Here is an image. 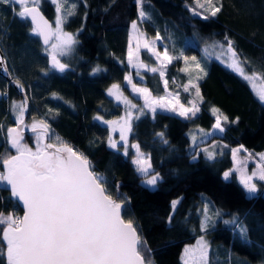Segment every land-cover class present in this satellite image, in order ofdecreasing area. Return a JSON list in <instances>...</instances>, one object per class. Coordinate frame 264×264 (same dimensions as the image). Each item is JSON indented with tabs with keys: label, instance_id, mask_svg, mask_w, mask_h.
Segmentation results:
<instances>
[{
	"label": "trees",
	"instance_id": "16d2710c",
	"mask_svg": "<svg viewBox=\"0 0 264 264\" xmlns=\"http://www.w3.org/2000/svg\"><path fill=\"white\" fill-rule=\"evenodd\" d=\"M221 5L213 17L198 8L195 0H78L76 12L64 24L65 30L76 33L77 41L64 63L68 67L61 72L49 66L39 37L31 35L34 27L29 19L0 3V58L6 66L0 74V89L8 92L7 99L0 100V120L4 119L5 126L13 124L7 113L9 102L20 99L27 104L28 99L31 108L25 124L32 127L40 118L48 125L51 145H61L52 142L53 132L83 153L92 170L105 176V186L114 198L124 201L122 215L133 220L147 242L144 255L152 264H185V248L198 237L209 244L208 264H264V194L249 195L235 176L224 177L233 166L232 147L264 150V103L236 71L219 59L204 58L201 51L205 40L227 45V37L246 61L243 67L264 77V0H220L217 6ZM40 7L53 18L54 2L42 0ZM142 8L148 14L140 22L142 29L151 38L159 36L171 57H178L166 66L167 86L158 72H144V85L154 96L178 92L183 103H194L199 111L190 119L183 117V125L195 135H209L217 115L221 116L223 132L210 135L194 148L174 141L168 126L158 128L145 111L132 122L125 155L123 145H109L108 127L96 119L123 114L122 104L108 89L113 84L127 89L125 77L133 71L127 62L129 32ZM193 9L202 14L194 15ZM193 56H202L205 71L189 84L184 58ZM10 60L16 70L9 66ZM149 60L155 63L153 58ZM213 108L219 109L215 115ZM34 135L28 134L22 141L34 146ZM133 142L149 156V174L160 175L154 188L143 183L145 176L133 163ZM217 142L222 145L217 147ZM203 144L211 145L207 152L198 150ZM7 146L0 136V158L16 153ZM209 152L214 158H209ZM173 201H178L175 209ZM205 204L217 213L214 224L203 229ZM0 212L22 215L5 186L0 187ZM0 264H6L3 256Z\"/></svg>",
	"mask_w": 264,
	"mask_h": 264
},
{
	"label": "snow or ice",
	"instance_id": "6c2138e0",
	"mask_svg": "<svg viewBox=\"0 0 264 264\" xmlns=\"http://www.w3.org/2000/svg\"><path fill=\"white\" fill-rule=\"evenodd\" d=\"M30 2L31 7L28 6ZM0 3L21 6L22 10L17 15L22 19L31 20L35 25L32 31L43 36L45 44L49 43L52 36L56 37V43L52 44L50 55L53 67L63 72L68 66L61 63L57 59V55L65 54L76 43L72 33L62 30L63 18L60 15L57 16L56 29L53 31L51 25L39 11V0H0ZM219 3L220 0H195V5L198 8L204 9L213 17L221 11L222 5L217 6ZM72 7L74 8L75 5ZM60 11V7L57 6V13ZM67 14L72 15L73 13L68 11ZM193 14L201 15L202 13L193 9ZM146 15L141 9L140 18L143 20ZM204 19H208V16H204ZM132 27L134 30L136 29L135 22ZM157 39L160 37L157 36ZM225 40L227 41L226 47L224 44L217 46L222 50V55L229 58L228 67L236 71L246 81L264 79L255 72L251 75L247 74L243 67L246 61L241 59L234 47V42L227 37ZM145 47L149 46L145 44ZM149 50L158 60L163 55L162 68L149 69L152 72L159 71L163 77V68L167 66L164 61L171 63L178 57L169 56L167 48L163 53L156 52L151 48ZM187 59L185 57V60ZM191 59L195 61L196 57H191ZM129 62H131V50L129 51ZM0 64H3L2 58H0ZM145 67L147 66L145 65ZM128 82L131 83L130 77ZM189 84H191V80ZM19 86L22 87V85ZM165 86H167V81H165ZM133 89L145 94V103L149 107H152V103L159 102L149 101L151 94L147 89H136L135 85H133ZM185 90H188L187 86H185ZM196 92L199 95L198 87H196ZM109 94L115 95L118 100L123 99L126 105L131 104V101L120 92L119 85L113 84L109 89ZM258 99L264 103V89L259 92ZM132 106L135 107V105ZM25 107L23 102L14 105V108L19 112L21 123ZM180 108L182 110L178 114L189 119L199 111L195 104L191 108L180 105ZM152 111H155L154 107ZM171 111L176 112V107L173 106ZM212 112L215 115L219 109L213 108ZM96 119L102 118L96 117ZM227 119L226 116L223 117V120ZM104 122L113 123L111 121ZM125 124L127 125L128 122L125 121ZM38 126L43 127L46 135L48 125L41 121L39 125L33 124L32 130L36 131ZM128 127L130 130V125ZM215 127L223 131L219 115L216 117ZM7 131L11 139L10 146L16 150V155H5L0 158L5 169L0 172V182L9 185L12 196L22 201L24 215H5L0 212V242H2L0 256L5 258L6 264H152L151 259L144 255V252L148 251L147 242L139 234L138 226L132 219H125L122 215L124 201L114 198L105 186L104 179L92 171V165L83 153H79L67 145L49 152L47 149L53 145L41 147L37 144L36 150L33 151L26 144L20 143L23 137L19 131L12 128ZM121 139H126L123 129ZM109 144L113 148L117 146L111 138H109ZM133 147L137 149V157L133 163L137 166V171L147 177L152 167L150 159L139 151V145H133ZM205 151L207 152V149ZM239 151L240 149L232 150L234 158ZM125 155H127L126 149ZM258 155L260 160L264 161V153ZM208 156L214 158L211 152L208 153ZM257 168L258 170L251 174L245 170L237 169L240 172V182L250 195L258 191L255 181L264 182V163L258 164ZM230 174V172H225V179ZM159 178L158 174L151 175L145 180V183L155 186ZM177 203L178 201L172 202L173 209ZM225 223H235V221H225ZM240 231L246 233V229L243 227L240 228ZM190 253L193 254L191 256L193 264H208V244L203 237L197 242L195 249H185L186 257ZM185 264H188L187 260Z\"/></svg>",
	"mask_w": 264,
	"mask_h": 264
},
{
	"label": "rangeland",
	"instance_id": "374dc122",
	"mask_svg": "<svg viewBox=\"0 0 264 264\" xmlns=\"http://www.w3.org/2000/svg\"><path fill=\"white\" fill-rule=\"evenodd\" d=\"M41 1L42 0H39V4H38L39 6L41 5ZM50 1L54 2V0H50ZM30 4H31V2L29 3V5ZM54 4H55V14L52 18L54 30L56 29V24H55L56 18L58 15H60L63 18V23L61 25L62 30L64 32H67V33H72L75 41H77L76 33L69 32V31L65 30L64 24L76 12V9L78 6V0H56V2H54ZM7 5H10L12 7L13 11L16 12V14L21 10V6H19V5H16V4H7ZM73 5H75L74 8L72 7ZM57 6H59L61 9L60 13H57ZM142 9L146 13L144 8H142ZM68 11H71L73 14L68 15L67 14ZM140 11H141V9L139 10L138 18L136 20L132 21L131 27H130V32H129V47H128V54H127L128 55L127 56V62L129 63L130 68L133 71L127 73V75L125 77L124 85L127 87V89L125 90L122 86L119 85L120 86V92L123 94L124 97H127V99L131 101V104L126 105L123 102V99L118 100L115 95H111L117 102L122 104V106L124 108L123 114L119 117L105 118V119L101 117L102 119H98L103 124L107 125L108 130H109V138H111V140L116 143V145H117L116 147H118L119 145H123L124 148L127 149L128 144H130V141H129L130 130H129L128 125H130V128H131L132 122L135 120V118H137L138 115L144 113L145 111H148L151 114V116L154 119L156 126L158 128H163L165 126H168L170 135L174 141H176L182 145L189 146L191 148L196 147V144L198 142L206 140L212 134H221L223 131H220L216 127H214L211 130V132L208 133L209 135H206V133H205V135H203V136H198V133H197V135H195L194 132L191 133L190 130H187L183 125V117L184 116H181L178 113H179V111L182 110L180 108V105H183L185 108H191L194 103L192 105H187V104L183 103L179 97L178 92L168 91L165 95L154 96L150 92L148 87L144 85V83H143L145 81L144 72H152L149 70L150 68H157V69L162 68L161 61L164 60L163 55H161L160 60H158L156 58V56L153 55L152 51H150L149 49L151 48V49H154L156 52L163 53L165 48H167V47L165 45L161 44V41L159 39H157V37L151 38L145 33V31L142 29V26L140 24V22L142 21V19L140 18ZM147 16H148V14L146 15V17L144 19H146ZM134 22L137 25L135 30L132 27ZM31 35H37V34H35L33 31H31ZM54 43H56V37L55 36H54V39H53V41L49 47H43V54L46 56L47 59L50 56V53L52 51L51 46ZM75 44H73L71 46V50L67 51L65 54H58L57 58L61 62L66 63L71 52H72V50H73V48H74V46H75ZM145 44H147L149 47L146 48ZM219 44H223V43L218 41V40H214V39L213 40H205V42L202 43V50H201L202 55L204 58H207V57L212 58L213 57V58L218 59L217 57H220L219 60L228 65V63L230 62L229 58L227 56L222 55V50L217 46ZM224 45L226 47V44H224ZM130 50H131V62H129V51ZM168 55L171 56L169 52H168ZM7 57H8V55H7ZM150 57L153 58V60L155 62L154 64H151V60H149ZM187 58H188L187 60H185V58H184V68L188 72V74L190 75L189 81L191 80V83H194L197 80V78L200 77L205 71L203 58H202V56L196 57L195 61H193L191 59V57H187ZM8 59H9V57H8ZM9 63H10L9 66L11 68H13L14 70H16L15 64H13V62H11V60L9 61ZM164 64L167 65L169 63H167V61H164ZM197 64L199 65L198 67H197ZM145 65L147 67H145ZM244 70L247 74H249V75L252 74V73L248 72L245 68H244ZM163 71H164L163 79L165 81L166 67L163 68ZM157 72L159 73V71H157ZM16 74L18 75L19 73L16 72ZM129 77L131 78V83L128 82ZM248 82H249L250 86L253 88V90L257 96H258L259 92L262 89H264V81L262 79H256L254 81H251V82L248 81ZM133 85H135L136 89H147L151 94L149 96L150 102H152V101H159V102L158 103H152V107H149L145 103V94L142 92H139V91H135L133 89ZM110 88H112V86ZM109 89H108V94H109ZM7 97H8V92L4 91V97L3 98L7 99ZM160 98H163V99L161 100ZM177 99H178V103H177ZM22 102L25 103V105H26L25 111L23 113V117H24V115L26 113V109H27V104H26L25 100L17 99V100L10 101L8 104V107H7V113L9 112V114H10L9 115L10 120H13L14 123L10 124V125L7 124L5 126V123L3 121L4 119L0 120V136H2L3 139L5 140V146L8 145L7 147H9V148H11V146H10L11 144L9 143V135H8L7 130L12 125H14L16 122L20 121L19 112H18V110H16L14 108V105L20 104ZM132 105H135V107H133ZM161 105H165V106L162 107ZM173 106L176 107V109H177L176 112L171 111V108ZM153 107L155 108L154 112L152 111ZM40 120H41L40 118L36 119L33 124L40 123L41 122ZM104 121H111L113 123H105ZM125 121L128 122L127 125L125 124ZM30 127H31L30 125H26V124L24 125L25 129H29ZM122 129H123L124 135L126 137L125 140L121 139ZM6 132H7V134H6ZM43 132H44L43 130H38L37 132H35L34 141H33L34 146L28 145V144L24 143V141H21L20 143L26 144L27 146L32 148L33 151H35L37 144H39L41 147H43V144H42V142L44 140ZM51 134H52V142L53 143L58 142L61 144L59 148H61L63 145H67L66 143L62 142V138L60 136L55 135L53 132H51ZM38 137H40V139H38ZM57 137H59V140H57ZM193 137H195V140H193ZM108 142H109V140H108ZM214 142H211V143H214ZM133 145H138V144L136 142H133L131 144L132 149L135 153V156L133 158V161H134L137 157V149L135 147H133ZM215 145L217 147H219L222 144L217 142ZM210 146H211L210 144H203V146L198 147L199 148L198 150L199 151H200V149L209 150L208 148ZM11 149H13V151L16 152V150L14 148H11ZM125 149H124V151H125ZM220 149H221V147H220ZM233 149H240V151L235 154V158L233 157V152H232ZM245 149L247 151H244ZM139 151L141 153H143L145 157L149 158V156L146 153H144L140 149H139ZM259 153H264V150L252 151L251 149H249L243 145H238V146L232 147L231 148V157L233 160V166L225 171V172L231 173L227 179H231L233 176H235L237 178V180L240 182V172L237 171V169L245 170L248 174H251L252 172L257 171L258 170L257 165L260 163H264V161L260 160V157L258 155ZM249 154H251V155H249ZM150 170H149V173H150ZM2 171L3 170L0 169V172H2ZM94 172L98 176L102 177L105 181V176L103 174H101L97 171H94ZM151 175L149 174V176L144 177V179H143L144 184H146L145 180L147 178H150ZM159 177H160V175H159ZM255 182L257 183L258 191L255 194H251V195H256L259 192H262L264 194V182H260V181H255ZM3 186H5V183L0 182V187H3ZM148 186L154 188L156 185L155 186L148 185ZM216 213H215V211L213 212L211 205L205 204V206L203 208V221H204L202 224L203 229L204 228L206 229L207 226L210 227L211 225L214 224L213 221H214V218L216 216ZM5 215H8V214H5ZM13 215H16V214H13ZM205 217H208V219H205ZM200 239H201V237H198L196 239V242H194L192 245H187L186 248L195 249L197 246V242ZM204 241H206V240L204 239ZM207 244H208V242H207ZM196 254H198V253H196ZM192 255L193 254L190 253L189 256L186 257L185 252H184V256H183L184 263L187 260L188 264H193V260L191 259ZM208 258H209V244H208Z\"/></svg>",
	"mask_w": 264,
	"mask_h": 264
},
{
	"label": "water",
	"instance_id": "95a60500",
	"mask_svg": "<svg viewBox=\"0 0 264 264\" xmlns=\"http://www.w3.org/2000/svg\"><path fill=\"white\" fill-rule=\"evenodd\" d=\"M28 6L31 7L32 4H30V5H28ZM38 8H39V11H40L41 15L44 17L45 20L48 21V23L51 25L52 30L54 31V25H53V21H52V19H50V18H49V17H48L43 11H42V9H41V7H40L39 5H38ZM21 10H22V9H21ZM29 21L31 22L30 19H29ZM31 23H32V22H31ZM32 25H33V27H35V25H34L33 23H32ZM38 36H39L40 42H41V44H42L43 47H49V46L51 45L53 39H54V36H52V37L50 38V40H49V43H48V44H45V43H44V37L41 36V35H38ZM57 59H58V58H57ZM58 60H59V59H58ZM59 61H60V60H59ZM60 62H61V61H60ZM61 63H63V62H61ZM48 64H49V66L53 67V65H52V58H51V55L48 57ZM63 64H64V63H63ZM0 68H1L3 71L6 69L5 62H4V61H3V64H0ZM1 69H0V70H1ZM3 73H4V72H2V73L0 72L1 75H2ZM5 76H6V78L8 79V81H12V83L14 84V86H16V82L11 78V76L9 75L8 72H5ZM21 94L25 95V92H24V91H21ZM2 97H4V93H3V91L0 89V99H1ZM30 108H31V105H30L29 100L27 99V109H26V113H25V115H24V117H23V122L21 123V121H18V122H16L14 125H12V126L10 127V128H12V129H16L17 131H19V132L22 134L23 139H24V137H25L26 135L31 134V133H34V132H36V131H38V130H43V131H44V129H43L42 126H38L37 129H36V131H33V130H32V127L29 128V129H25V128H24L25 122H26V120L28 119V116H29V113H30ZM37 125H39V124H37ZM48 137H49V131H48V128H47V134L45 135V137H44V141H43V144H44V145H51V144L48 142ZM23 139H22V140H23ZM22 140H21V141H22ZM21 141H20V142H21ZM9 142H10V144H11V139H10V137H9ZM55 150H56V147H55V146H53V147L47 149V151H49V152H53V151H55ZM73 150H75V149L73 148ZM75 151H76V150H75ZM14 155H16V153H15ZM3 171H5L4 167H3ZM92 171H93V170H92ZM5 187L8 188V190L10 191V194H11L10 186L5 184ZM11 197H12L13 199H15V200L19 203L20 207L22 208V216H23V215H24V206H23L22 201H19V199L16 198V197H13L12 194H11Z\"/></svg>",
	"mask_w": 264,
	"mask_h": 264
},
{
	"label": "flooded vegetation",
	"instance_id": "af4514ba",
	"mask_svg": "<svg viewBox=\"0 0 264 264\" xmlns=\"http://www.w3.org/2000/svg\"><path fill=\"white\" fill-rule=\"evenodd\" d=\"M0 69H1V68H0ZM0 72L2 73V72H3V70L1 69V70H0Z\"/></svg>",
	"mask_w": 264,
	"mask_h": 264
}]
</instances>
